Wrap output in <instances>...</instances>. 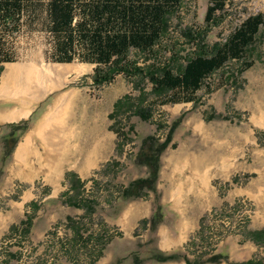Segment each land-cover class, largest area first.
Segmentation results:
<instances>
[{"label": "rangeland", "instance_id": "1", "mask_svg": "<svg viewBox=\"0 0 264 264\" xmlns=\"http://www.w3.org/2000/svg\"><path fill=\"white\" fill-rule=\"evenodd\" d=\"M212 2L181 0L154 51L143 54L131 49L129 60L141 67L168 64L177 69L196 48L188 31L199 32L202 45L211 50L224 44L249 16L264 15V0H227L225 11H217L208 24L205 17ZM38 15L35 20L25 15L19 32L9 40L15 59L3 64L0 75V88L5 77L11 80L0 92V264H203L214 252L227 255L228 261L206 264H237L251 258L264 262V249L255 252L249 244H240L241 232L218 240L221 222H214L213 234L193 243L191 249L171 253L158 247L157 230L151 226L139 224L131 238L118 226L122 211L143 200L122 198L125 187L148 176V168L136 160L143 140L154 136L164 141L180 118L161 157L157 192L144 199L153 215L160 206L164 216L163 192L179 183L186 187L194 183L195 190L207 183L218 197L217 206L208 213H234L233 222L247 216L249 224L258 212L257 226L264 224V26L244 60L229 61L188 101V96L178 93L155 95L142 76L121 73L109 83L95 84L99 65L84 61L79 45L72 62L58 61L62 45L48 28L45 13L40 10ZM247 62L253 65L242 72ZM52 65L79 70L69 75L67 84L56 87L60 77L51 74ZM125 97L130 100L114 113L115 103ZM66 103L65 112L57 113ZM141 107L149 110V120L137 115ZM26 111L27 117L8 120ZM21 122L27 123V131L9 127ZM129 126H134V132L123 139ZM28 139L23 158L17 160L18 148ZM68 172L85 182L79 190L84 208L66 204L61 196L47 198L53 188L54 196L57 190L69 192ZM32 187L35 197L24 205L28 198L23 192L31 193ZM241 187L249 197L230 200ZM24 217L35 219L28 234L20 223ZM55 229L61 236L51 235ZM157 254L178 258L161 263L155 259Z\"/></svg>", "mask_w": 264, "mask_h": 264}, {"label": "trees", "instance_id": "2", "mask_svg": "<svg viewBox=\"0 0 264 264\" xmlns=\"http://www.w3.org/2000/svg\"><path fill=\"white\" fill-rule=\"evenodd\" d=\"M226 1L213 0L205 17L208 24L214 22L217 11H225ZM180 4L181 0H0V75L3 64L15 59L9 40L19 32L25 15L35 20L39 17V11L42 10L45 13L48 28L62 45V56L58 58V61L72 62L76 46L79 45L84 52L83 60L99 65L93 76L95 84L109 83L115 75L121 73L129 77L142 76L151 83L155 95L162 97L168 93H178L180 96H188L186 99L191 101L189 96L199 91L209 76L231 60L242 61L246 58L250 46L255 43L264 26V15L259 13L249 16L224 44H217L211 50L202 45L199 32L195 34L191 30L188 31L190 41L195 43L196 48L186 58V64L183 67L176 69L168 64L141 67L131 62L128 58L131 49L143 54H151L154 51L168 30V17L178 11ZM252 65V62H247L241 71L250 69ZM128 100L130 97L119 99L115 103L114 113L122 111V107ZM167 102L165 100L163 103ZM170 102H176V100L172 99ZM136 113L143 120H149L151 117L149 110L142 107ZM181 121L182 118L173 122L164 141L154 136H148L143 140L136 160L138 165L148 168V176L139 178L125 187L122 191L123 199H139L148 196L150 192H157L161 157L171 145ZM9 127L13 131L21 132L28 129L26 122L11 124ZM130 132H134V126H129L128 132L123 133L122 138L125 139ZM66 179L70 189L62 195L64 202L73 207L84 208L85 200L82 195H79V190L84 187L85 182L74 172H68ZM71 191L73 195H70ZM208 217L209 214L203 218L198 236H195L191 243L197 244L198 240L208 236V231L210 232L206 224ZM32 218L28 217L21 223L26 234L31 231ZM161 222L159 207L149 220L151 230L156 231ZM247 224L248 221H245L238 225L233 233L241 232L245 241L264 247V229L249 231ZM177 258L176 255L157 254L155 256V259L161 263ZM228 259L227 255L214 252L203 264L220 263ZM237 264H264V262L250 259Z\"/></svg>", "mask_w": 264, "mask_h": 264}, {"label": "crops", "instance_id": "3", "mask_svg": "<svg viewBox=\"0 0 264 264\" xmlns=\"http://www.w3.org/2000/svg\"><path fill=\"white\" fill-rule=\"evenodd\" d=\"M195 185L196 184L192 183L186 187L184 184L179 183V185L176 186L174 190L170 192H163L161 205H163L164 216L161 214V207L159 206L160 214L163 217L162 222L156 229V237L159 238L158 247L164 252L171 253L177 250H181L180 252H185L186 249H191L193 245V243H191V240L193 239L191 236L194 233L195 235L193 237L197 236L201 229L203 218L205 215L209 214L208 212H210L212 208L217 206L218 197L213 186H209L207 183H202V186H200L198 190H195ZM29 191L31 193L26 194V192H23V196L27 195L28 198V200L24 202V205L31 202L35 197L34 192L36 191V188L32 187L29 189ZM54 191L55 188H53L51 193L47 195V198L52 197L51 199H55L61 196V198L64 200L62 197L64 194L63 190H57L56 196L53 195ZM148 196L139 198L140 200L143 199L142 202L128 206L122 211L118 226L121 230H123L124 234L130 236V238L139 224L150 227L149 220L153 216V210L151 211V207L149 206L148 202L144 200ZM191 197H197L198 200L194 202L191 200ZM234 197L248 198L249 192L241 187L236 191L235 195L230 196V200ZM257 218L258 212L255 213L251 223L248 224L247 230L257 231L264 229V224L260 227L257 226ZM32 219L33 228L35 219ZM25 220H27V217H24L20 223ZM145 221H147V223H143ZM164 222L169 223V227L164 226ZM6 225L7 224H4V227ZM240 242V244H244L245 246L249 244V248L255 252L257 250L260 251L261 249H264V247H259L254 242L245 241V239L241 240Z\"/></svg>", "mask_w": 264, "mask_h": 264}, {"label": "bare ground", "instance_id": "4", "mask_svg": "<svg viewBox=\"0 0 264 264\" xmlns=\"http://www.w3.org/2000/svg\"><path fill=\"white\" fill-rule=\"evenodd\" d=\"M53 66V65H52ZM15 68V67H14ZM13 70V69H12ZM79 70V67H76V66H73V67H70V66H65V67H62L61 66H53L52 68H49V71L51 72V74H56L55 76L57 78L60 77V81L59 83L56 85V87H61L62 85L64 84H67L69 82V75L72 74L74 71H78ZM49 74V72H48ZM10 75V74H9ZM14 75V74H13ZM10 77H5L4 79V82H3V85L1 86L0 88V92L2 93L6 88H8V84L11 83ZM18 78V77H16ZM15 78V79H16ZM56 78V79H57ZM12 79V78H11ZM55 79V80H56ZM20 80V79H19ZM13 81V80H12ZM58 82V81H57ZM71 82V81H70ZM14 83V82H12ZM54 84V83H53ZM56 84V83H55ZM52 86V85H51ZM55 89V88H54ZM5 93V92H4ZM60 108V107H59ZM57 108L56 109V112H62L64 110L65 112V109H67V103L66 105L64 106V109L62 108L61 110ZM29 111H26V112H23V113H20L18 115H14V116H11L8 118L9 121H18L20 120L21 118L23 117H27L29 115ZM55 113V112H54ZM43 134V133H42ZM30 142V139H28L27 141H25V143H23L19 148H18V151H17V154H16V157H17V160L23 158L22 156L25 154L26 150H27V146Z\"/></svg>", "mask_w": 264, "mask_h": 264}, {"label": "built area", "instance_id": "5", "mask_svg": "<svg viewBox=\"0 0 264 264\" xmlns=\"http://www.w3.org/2000/svg\"><path fill=\"white\" fill-rule=\"evenodd\" d=\"M242 207L243 206H241V208ZM214 211L209 213V217H208L207 223H208V227L210 228V231H211V232H208V236H209V234L212 235L214 230L217 227V225L216 224L213 225V223L214 222H221L223 229H221V231H220L221 233L219 235L218 240H224V238H227L230 234H232L234 231H236L237 226L244 223L245 222L244 218L247 217V216H243V217L239 218V220H236L238 222L237 223V222H233L234 219L236 218L234 213L233 214H227L226 212L224 214L218 213L216 216H214V213H216ZM243 214H244V212H243ZM224 231H225V235H224ZM54 232L55 233H52L51 235L61 236V232L59 231V229H55ZM49 263H50V261H49Z\"/></svg>", "mask_w": 264, "mask_h": 264}]
</instances>
